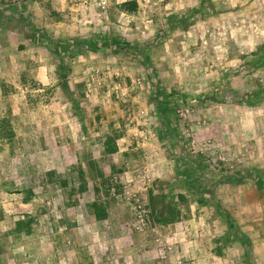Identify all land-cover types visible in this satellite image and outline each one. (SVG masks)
Wrapping results in <instances>:
<instances>
[{
  "label": "rangeland",
  "instance_id": "1",
  "mask_svg": "<svg viewBox=\"0 0 264 264\" xmlns=\"http://www.w3.org/2000/svg\"><path fill=\"white\" fill-rule=\"evenodd\" d=\"M124 1L0 0V264H264V0Z\"/></svg>",
  "mask_w": 264,
  "mask_h": 264
},
{
  "label": "trees",
  "instance_id": "2",
  "mask_svg": "<svg viewBox=\"0 0 264 264\" xmlns=\"http://www.w3.org/2000/svg\"><path fill=\"white\" fill-rule=\"evenodd\" d=\"M118 8L121 12L125 13V14H129V15H134L138 9V4L135 0H127L124 1L122 3H120L118 5ZM102 47V46H101ZM63 90L65 91V93H68V87L66 85V83H63ZM166 121H167V129H168V133H170L173 136H178V132L175 128L176 122L173 118V115L169 112L167 113L166 116ZM257 186L264 190V182H258ZM84 189H86V187L81 186L80 190L81 193L84 192ZM89 208L91 209V213H93L94 217L97 219H101L104 217V212L101 208V206L97 203V202H93ZM226 216V215H225ZM226 220L228 221L229 224L232 223L231 218L229 216H227Z\"/></svg>",
  "mask_w": 264,
  "mask_h": 264
}]
</instances>
